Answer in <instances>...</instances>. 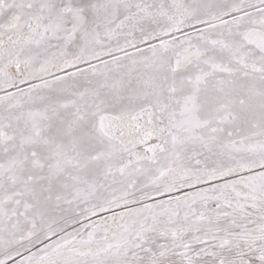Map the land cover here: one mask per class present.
<instances>
[{
    "label": "snow or ice",
    "instance_id": "6c2138e0",
    "mask_svg": "<svg viewBox=\"0 0 264 264\" xmlns=\"http://www.w3.org/2000/svg\"><path fill=\"white\" fill-rule=\"evenodd\" d=\"M0 264H264V0H0Z\"/></svg>",
    "mask_w": 264,
    "mask_h": 264
}]
</instances>
